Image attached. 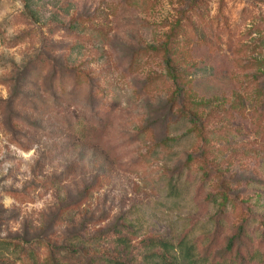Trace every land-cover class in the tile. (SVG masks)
<instances>
[{
    "label": "rangeland",
    "instance_id": "obj_1",
    "mask_svg": "<svg viewBox=\"0 0 264 264\" xmlns=\"http://www.w3.org/2000/svg\"><path fill=\"white\" fill-rule=\"evenodd\" d=\"M37 1L0 0L2 264H144L222 213L218 259L243 223L264 250V0Z\"/></svg>",
    "mask_w": 264,
    "mask_h": 264
},
{
    "label": "trees",
    "instance_id": "obj_2",
    "mask_svg": "<svg viewBox=\"0 0 264 264\" xmlns=\"http://www.w3.org/2000/svg\"><path fill=\"white\" fill-rule=\"evenodd\" d=\"M38 4L37 0H25V8L27 12L34 17L38 18L34 7ZM166 65L170 70V73L177 84L181 80L180 77L175 73L174 66L172 65V59L168 56L166 59ZM179 88V85L177 86ZM182 89H179V92ZM179 119L184 124L187 132L182 133L183 135L170 138L167 141L168 147L179 146L180 144H187L186 138L191 137L193 134L192 127L197 122V118L193 115L191 118L186 117L185 119ZM188 118V119H187ZM178 120V123L180 122ZM189 121V123L187 122ZM180 126V125H178ZM176 126V128H178ZM185 130V131H186ZM95 131L97 129L88 123H76L71 128V133L74 136H79L82 140L92 142L91 138L95 137ZM178 132V129H176ZM184 132V131H183ZM201 176V175H200ZM186 181L189 180L190 174L186 173ZM183 173H179L174 182L169 183L168 196H171L175 202H180L188 196L189 191L185 189L192 188L188 183L184 182L183 188L179 187L177 183L182 180ZM211 175L206 174L204 177L201 188L203 189L206 184H209ZM259 183L264 185V167L263 175L259 180ZM198 191H201L200 189ZM215 200V196L212 197ZM226 216L222 213L219 216H211L209 221L205 223L208 228H211L208 232H203L201 235L195 236V227L188 231L190 234L185 235L177 244L174 245L171 241L166 238H149L144 241V245L147 248L146 259L144 264H264V250L256 245V242L252 235L249 234L247 229V223H243L237 229L236 235L230 241L227 248L219 253L220 258L218 259L215 255L216 247L220 237L226 228ZM128 230H132L131 226H128ZM190 235L192 238H190ZM122 238V237H121ZM190 238V239H189ZM264 244V230L261 235L258 236ZM127 236L123 237V241H127ZM5 242L3 241V244ZM177 249L180 250L181 258L176 256ZM159 251V252H158ZM4 255L0 253V264ZM109 261V260H108ZM70 264V263H68ZM112 264H128L127 262L114 261Z\"/></svg>",
    "mask_w": 264,
    "mask_h": 264
}]
</instances>
